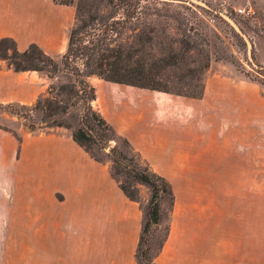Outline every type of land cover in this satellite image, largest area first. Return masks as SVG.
Masks as SVG:
<instances>
[{
	"label": "rangeland",
	"instance_id": "rangeland-1",
	"mask_svg": "<svg viewBox=\"0 0 264 264\" xmlns=\"http://www.w3.org/2000/svg\"><path fill=\"white\" fill-rule=\"evenodd\" d=\"M64 1L75 0L27 3L30 31L22 44L17 43L19 51L32 42L60 57L75 17L74 7ZM199 1L209 8L191 0H141L138 27L159 41L162 32L175 40L184 31L195 38L190 56L202 64L200 53L209 55V66L201 81L184 82L190 83V93L201 84L200 99L123 85L111 90L92 77L93 106L128 140L139 162L172 186L173 206L162 204V221L151 241L155 264H264V0ZM249 10L253 14L247 15ZM118 13L123 16L122 10ZM177 13L185 19L183 24L175 20ZM220 14L247 36L254 65L247 58L246 43ZM45 15L58 24L51 25ZM2 65L7 66L0 61ZM179 74L186 75V67L170 73V87L181 85L174 78ZM13 82L15 94H23L24 84L30 87L28 104H19L27 108L50 84L36 74ZM31 124L35 122L0 110V127L7 130L0 129V264H137L136 240L149 189L140 186L138 201L127 200L108 175L109 148L95 150L101 159L97 190L104 196H97L90 208L82 202L73 212L64 204L61 187L30 184L34 165L29 158L21 163L24 149L41 138L60 139L76 159L89 158L70 141L67 130L29 131ZM45 143H32L27 153L47 147ZM110 144L119 147L122 141L115 138Z\"/></svg>",
	"mask_w": 264,
	"mask_h": 264
},
{
	"label": "trees",
	"instance_id": "trees-1",
	"mask_svg": "<svg viewBox=\"0 0 264 264\" xmlns=\"http://www.w3.org/2000/svg\"><path fill=\"white\" fill-rule=\"evenodd\" d=\"M140 1H64L63 5L74 7L75 17L69 30L66 49L58 58L46 54L36 44H30L25 50L19 51L13 39L1 38L0 61L17 73L36 72L43 75L50 84L46 94L38 98L31 108L19 104H0V110L19 119L35 122L27 126L29 131L54 128L69 131L72 141L95 162L101 163L95 150L104 152L105 148H109L106 153L110 163L109 174L122 194L128 200L137 202L140 186L150 191L135 259L137 264H155L152 260L151 241L162 221V204L169 202L173 206L172 186L164 177L139 162L128 140L117 135L94 108L96 91L89 83V78L200 99L201 84L194 86V91L190 93L187 88L190 83L184 80L189 78L191 81H201V74L208 68L210 57L200 53L204 60L202 64L191 58L196 41L193 36L186 35V31L182 32L178 40L162 32L159 41L140 30ZM120 10L123 12L122 17L118 16ZM174 17L177 23L183 24L185 21L180 13ZM189 63L194 67L189 68ZM182 67H186L187 74L174 76L181 85L170 87V73ZM260 82L264 85L263 79ZM10 133L20 142L15 133ZM115 138L122 141V146H111Z\"/></svg>",
	"mask_w": 264,
	"mask_h": 264
},
{
	"label": "crops",
	"instance_id": "crops-1",
	"mask_svg": "<svg viewBox=\"0 0 264 264\" xmlns=\"http://www.w3.org/2000/svg\"><path fill=\"white\" fill-rule=\"evenodd\" d=\"M30 2L31 0H0V39L12 38L15 40L16 45L17 43L20 45L24 40H26L28 32L30 31V29H27V25L30 26L31 24V13L27 9L26 5ZM44 18L47 22H51V25L58 24V21L53 22V19H51L52 21L49 20L47 15H45ZM63 23V20L59 21L60 25H63ZM45 27H47V25ZM30 44L35 43L31 42ZM30 44L28 43L26 46H24L23 50H25ZM1 67L0 104H28L27 99L29 98L30 93L27 92L26 96V90H30V87H26V85L24 84L23 94H15V92H13V86H15V83L13 81L16 79H21L22 76L26 74H36L38 76L41 75L37 74L36 72L17 73L8 66L4 68V66L2 65ZM91 78L92 77H90L89 79ZM105 83L106 86H108V88H110L111 90H113V86H119L117 84L109 82ZM116 90L117 93L122 91L121 89ZM38 97H40V95ZM68 133L70 141L77 148H79L82 153L89 158V160H86L83 156L79 159H76L72 155L70 146H65L64 142L60 139L50 141L49 139L41 138L36 141L30 142L29 144L27 143L24 149L25 158L21 163H23L26 158H29L30 164L34 165L31 166V169L33 170L29 172V174L31 173L29 175V179L31 180L30 184L41 186L53 183L54 185L61 187L65 197L64 204H66V206L74 212L79 208V205L82 202H84L87 207H89V204L91 202L93 207L95 205V198L97 196L103 198L104 194L100 190H97L96 178L98 173L100 174V172L97 170L98 162H95L86 152H84L79 146H77L72 141L69 131ZM38 141H46L45 144L47 145V147H35L31 150V152L27 153L28 146H30L32 143H36L38 145ZM39 146H42V144H39ZM108 175L110 177L109 173ZM61 179L62 182H60ZM110 179L113 180L111 177ZM140 230L141 226L139 227V233ZM138 236L136 240V246Z\"/></svg>",
	"mask_w": 264,
	"mask_h": 264
},
{
	"label": "water",
	"instance_id": "water-1",
	"mask_svg": "<svg viewBox=\"0 0 264 264\" xmlns=\"http://www.w3.org/2000/svg\"><path fill=\"white\" fill-rule=\"evenodd\" d=\"M191 2L193 4H196L197 6H200V7H203L205 9H208V5L205 4L204 2L202 1H199V0H191ZM220 16L225 20L227 21L231 27L234 29V31L244 40V42L246 43V46H247V58L248 60L250 61V63L253 64V58H252V46H251V43L250 41L248 40L247 36L241 31V29L237 26V24L231 20L229 17H227L226 15L224 14H220ZM254 65V64H253Z\"/></svg>",
	"mask_w": 264,
	"mask_h": 264
},
{
	"label": "built area",
	"instance_id": "built-area-1",
	"mask_svg": "<svg viewBox=\"0 0 264 264\" xmlns=\"http://www.w3.org/2000/svg\"><path fill=\"white\" fill-rule=\"evenodd\" d=\"M244 12L245 11H243V10H239V13L244 14ZM251 14H253V12L251 10L247 11V15H251Z\"/></svg>",
	"mask_w": 264,
	"mask_h": 264
}]
</instances>
